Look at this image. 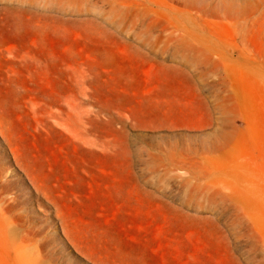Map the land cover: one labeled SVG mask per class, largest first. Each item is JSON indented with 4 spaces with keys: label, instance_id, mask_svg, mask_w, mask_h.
<instances>
[{
    "label": "rangeland",
    "instance_id": "obj_1",
    "mask_svg": "<svg viewBox=\"0 0 264 264\" xmlns=\"http://www.w3.org/2000/svg\"><path fill=\"white\" fill-rule=\"evenodd\" d=\"M0 264H264V0H0Z\"/></svg>",
    "mask_w": 264,
    "mask_h": 264
}]
</instances>
